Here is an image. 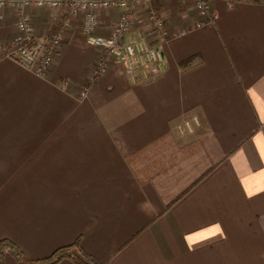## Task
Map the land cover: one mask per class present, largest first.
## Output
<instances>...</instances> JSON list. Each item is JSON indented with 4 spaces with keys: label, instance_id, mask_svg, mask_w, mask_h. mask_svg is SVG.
Returning a JSON list of instances; mask_svg holds the SVG:
<instances>
[{
    "label": "crops",
    "instance_id": "0c3cea01",
    "mask_svg": "<svg viewBox=\"0 0 264 264\" xmlns=\"http://www.w3.org/2000/svg\"><path fill=\"white\" fill-rule=\"evenodd\" d=\"M209 3L200 26L192 0L138 3L122 41L145 38L159 67L135 76L87 43L81 12L25 8L36 38L69 25L44 76L0 54V239L29 259L78 242L102 264H264V0ZM120 12L96 10V33ZM17 19L4 9L0 43Z\"/></svg>",
    "mask_w": 264,
    "mask_h": 264
},
{
    "label": "built area",
    "instance_id": "2783aa9c",
    "mask_svg": "<svg viewBox=\"0 0 264 264\" xmlns=\"http://www.w3.org/2000/svg\"><path fill=\"white\" fill-rule=\"evenodd\" d=\"M143 0H0V18H4V9L10 8L18 13L16 22L19 35L8 44L0 43V54L15 60L20 66L32 71L38 76H44L51 66L54 54L58 51L62 33L68 19L58 24L59 30L45 38L33 36L30 17L25 12L27 7L60 8L67 4L68 11L83 14L82 28L88 44L100 48L102 58H110L122 63L129 76H135L145 65L151 74L158 69V56L154 47L150 46L145 38L140 37L131 42H123L122 36L129 31L131 18L135 6ZM202 19L197 23L200 26L211 20L209 0H192ZM101 8L120 9L121 12L107 35L96 33L98 24L96 10ZM149 20L154 31L164 38L168 36V28L163 17L150 10ZM147 60V61H146ZM104 71L102 59L93 68L96 76ZM85 95V92H82ZM195 125H199L197 115L185 117L178 124L180 133L192 132Z\"/></svg>",
    "mask_w": 264,
    "mask_h": 264
},
{
    "label": "trees",
    "instance_id": "16d2710c",
    "mask_svg": "<svg viewBox=\"0 0 264 264\" xmlns=\"http://www.w3.org/2000/svg\"><path fill=\"white\" fill-rule=\"evenodd\" d=\"M10 253L19 264H57L62 259H69L75 264H102L97 258L87 253L78 242L54 250L50 255L39 258H27L22 249L8 238L0 239V264L5 253Z\"/></svg>",
    "mask_w": 264,
    "mask_h": 264
}]
</instances>
